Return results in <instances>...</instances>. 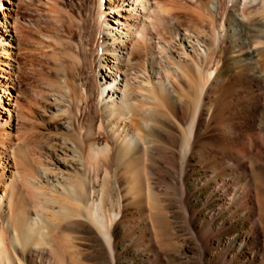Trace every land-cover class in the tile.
<instances>
[{
    "label": "bare ground",
    "instance_id": "1",
    "mask_svg": "<svg viewBox=\"0 0 264 264\" xmlns=\"http://www.w3.org/2000/svg\"><path fill=\"white\" fill-rule=\"evenodd\" d=\"M120 1L121 4L114 7ZM213 2L217 3L211 5L213 8L220 6L219 1ZM105 3L107 11L100 12L99 30L104 31L109 42H103L99 48L102 57L98 56L97 61L101 66V99L107 132L113 145L92 143L87 157L83 158L87 166L83 161L71 165L76 171L86 170V167V171L94 167L98 170L102 166L103 174L95 177L98 183L95 186L94 179L86 172L79 178V184H83L79 189L65 175L52 173L43 163L36 165L40 179L23 176L18 159H14L10 174L0 169V264H76L56 249L50 238L52 227L72 233L80 232V228L94 227L107 248L109 264H121L122 251L116 233L120 226L132 248L152 256L144 261L145 264H163L170 250L165 243L173 235L168 227L169 217L160 207L151 204L154 200L148 202L149 187L144 188L140 181V160L150 147L143 133L149 128V121L140 119L136 129L126 123L127 113L132 114V109L127 99L129 83L122 77L120 68L122 62L130 61L136 39L144 36L142 28L150 27L142 22L139 27L140 19L147 13L159 15L161 10L153 7L152 0H105ZM227 3L231 5L232 13L225 25L226 31L218 33L225 34V41L229 39L231 53L225 55L224 60L215 58L212 43L208 46L203 38L186 30L177 31L176 38L182 44L183 52L177 53L179 58H174L173 64L164 68L163 76L152 81L148 75L141 82L154 103L142 110L144 117L158 112L160 117H173L181 125V143L177 151L170 154V164L180 168V188L177 189H180L184 224L192 227L197 215L186 201L190 194L187 179L193 173V158L199 153V161L204 167L213 169V178H219L225 193H230L232 216L239 217L240 212H243L242 217L249 215L246 219L251 222L250 231L259 233L261 221H264V184L257 180L252 169L257 168L264 178V140L258 129L259 121L264 119V84L260 77L264 69V0H228ZM5 9L6 5L0 0V13L5 14ZM8 25L0 15V55L7 54V58H11L4 47L10 46L5 36H10L7 32L11 30L4 28ZM202 42L205 46L200 49ZM157 46L166 50L163 45ZM152 55L145 64L154 61ZM212 61V68L206 67ZM2 71L5 69L0 66V78H9L1 74ZM180 77L186 78L185 85L180 83ZM175 87L184 95L178 94ZM0 91L10 98L5 88L1 87ZM184 101L192 106L189 109L192 120L187 126H184ZM6 103L0 105V123L4 128H11V113ZM5 136L9 143L18 139L9 133ZM17 143L16 140L14 144ZM72 145L77 148L74 141ZM197 146L200 152H197ZM68 150L73 151L72 148ZM7 158V151H0V161L8 164ZM144 159L147 163L148 158ZM149 160V168H152L155 159L151 156ZM112 163L115 167L110 172L112 169L108 166ZM110 179L119 183L116 185L123 191L116 199L111 195ZM21 180L35 187L32 205L24 201L18 206L14 198L17 182ZM131 204L136 205L135 210L128 208ZM206 230L211 231L210 226H206ZM192 238L202 247L208 244V235L202 231L195 230ZM200 246L196 252L198 256L187 260V264H230L223 254L205 260ZM257 262L263 263L264 259Z\"/></svg>",
    "mask_w": 264,
    "mask_h": 264
},
{
    "label": "rangeland",
    "instance_id": "2",
    "mask_svg": "<svg viewBox=\"0 0 264 264\" xmlns=\"http://www.w3.org/2000/svg\"><path fill=\"white\" fill-rule=\"evenodd\" d=\"M2 1L6 9L5 14L0 15L5 19V24H9L4 28L11 30L7 32L11 35L5 36L10 46L4 47L9 50L11 58H7V54L0 55V66L5 69L1 74L9 77L0 78V89L5 88L10 97L7 99L0 91V95H3L0 96V105L7 102L11 128H4L0 123V151H7V163L11 167L0 161V169L10 174L14 159H18L23 176L40 179L36 165L43 163L51 168L52 173L65 175L79 189L83 185L79 184V178H83L86 172L94 179L96 186L95 177L103 174L102 166L98 170L94 167L86 171V167V170L76 171L71 165L83 161L87 166L84 159L92 143L113 145L107 132L101 99V66L97 61L98 56L102 57L99 48L103 42H109L104 31L99 30V15L101 10L107 11V3L105 0ZM152 1L153 7L161 10L160 14L155 16L152 12L143 19L139 18V27L142 23L150 27L142 28L144 36L135 38L136 49L130 55V61L122 62L120 68L122 77L129 83L127 99L132 109V114L127 113L126 123L136 129L140 119L149 121V128H145L143 133L150 147L140 160V181L144 188L149 187L148 202L154 200L150 203L160 207L169 217L168 227L173 235L165 240L170 250L163 264H187V260L198 256L196 252L200 244L192 238L195 230L208 235L209 245L200 246L205 260L223 254L224 260L230 264H264L257 262L264 259V221H261L262 229L257 233L249 229L251 222L246 219H249V215L242 217L243 212H240L239 217L232 216L230 193H225L219 178H213V169L204 167L199 161V153L193 158V173L187 179L190 194L186 201L197 215L192 227L184 224L180 189H177L180 188V168L179 165L170 164V154L177 151L181 143V125L173 117H160L158 112H152L148 117L143 115L146 106L154 103L141 82L148 75L152 81L159 75L163 76L164 68L170 67L174 58H179L177 53L183 51L182 44L176 38L177 31L186 30L195 37L203 38L208 46L212 43L215 58L224 60L225 55L231 53L229 39L226 37L225 41V34L221 33L226 31L225 25L232 7L228 0H217L220 3L218 8L211 6L217 4L212 3L213 0ZM120 4L121 1L114 7ZM202 44L200 49L205 46ZM157 45L165 46L166 50H160L161 47ZM150 55L154 61L145 64V61L151 60ZM213 65L214 61L206 67L212 68ZM260 77L264 84V69ZM185 79L180 77V83L185 85ZM175 88L178 94L184 95ZM182 107L185 111L184 126H187L192 120V111L189 110L192 106L184 101ZM258 129L264 140V119L259 121ZM6 133L18 138V143L14 144L16 140L14 143L7 142ZM73 141L77 148L73 147ZM197 152H200L199 146ZM12 154L14 157L10 156ZM151 156L155 162L149 168ZM144 158H148L147 163ZM177 158L179 162L178 154ZM108 167L112 169L110 172L114 171V163ZM27 169H32V172H27ZM252 173L264 184V178L257 168L252 169ZM21 181L17 182L14 198L18 206L24 201L32 205L35 202V187ZM116 183L112 179L109 186L115 199L118 193H123L122 188L117 187L119 183ZM145 195L148 196L147 193ZM128 208L135 210L136 205L131 204ZM206 226H210L211 231H207ZM79 230L72 233L67 229L57 231L56 227H52L50 238L56 249L76 264H109L107 248L96 235V229L91 226ZM122 231V226L116 229L122 251L121 264H145L144 261L152 256L132 248Z\"/></svg>",
    "mask_w": 264,
    "mask_h": 264
}]
</instances>
